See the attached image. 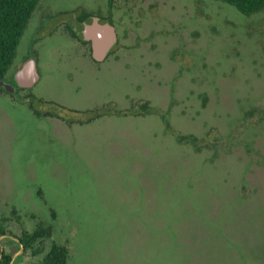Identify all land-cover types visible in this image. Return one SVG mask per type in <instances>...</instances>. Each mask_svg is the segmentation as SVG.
Masks as SVG:
<instances>
[{"label": "rangeland", "instance_id": "obj_1", "mask_svg": "<svg viewBox=\"0 0 264 264\" xmlns=\"http://www.w3.org/2000/svg\"><path fill=\"white\" fill-rule=\"evenodd\" d=\"M75 10L111 11L106 60L72 41ZM30 57L40 78L22 95L53 100L34 105L72 126L0 92L6 252L40 264L56 242L67 264H264V11L42 0L8 77ZM94 108L108 113L79 124L94 113L75 111ZM38 225L51 238L21 251L15 238Z\"/></svg>", "mask_w": 264, "mask_h": 264}, {"label": "trees", "instance_id": "obj_2", "mask_svg": "<svg viewBox=\"0 0 264 264\" xmlns=\"http://www.w3.org/2000/svg\"><path fill=\"white\" fill-rule=\"evenodd\" d=\"M42 0H0V80L5 78L8 71L14 64L18 46L22 36L29 26V22L34 12L39 7ZM115 0H108V4L113 7ZM228 3L245 15H252L264 11V0H219ZM86 14L82 17L84 18ZM86 19V18H85ZM108 112L106 111V114ZM6 218L0 222V237L7 234L5 225ZM52 236V227L38 225L33 231H24L18 235L20 243L24 245V250H29L33 255L41 252L38 244L43 239ZM11 239V237H6ZM4 239L0 240V264H11L13 256L6 252ZM3 248V249H2ZM68 249L65 245L53 242L49 251L43 257L40 264H67ZM13 264H23L17 259Z\"/></svg>", "mask_w": 264, "mask_h": 264}, {"label": "flooded vegetation", "instance_id": "obj_3", "mask_svg": "<svg viewBox=\"0 0 264 264\" xmlns=\"http://www.w3.org/2000/svg\"><path fill=\"white\" fill-rule=\"evenodd\" d=\"M84 14H86V15L83 18L82 16ZM92 16H98V17H100L101 18V21H105V19H107L110 22H112L113 24H115L114 21H113L112 15H111V11H110V13H108L107 15H105V14H96V13H92V12L85 11V10H78V11L75 10V11H72V24H69V26H68V24L65 23V26L69 30L70 36L72 38V41H74L73 39H75L76 41H78L80 43V46H81L80 47L81 48V55H83L84 50H85L84 57L85 56L86 57L87 56H90L94 61L102 62V61L106 60L109 55H111L112 53H114L115 48H116V46L119 43V37H118L117 43L112 47V49L110 50L108 56L104 60H102V61L96 60L94 58V56H93L94 48H93V42H92V40H85L83 38L84 22L85 21H88V20H91V17ZM51 18H55V16H51ZM43 27H44V25H43ZM69 48L72 50V42H71V45H70ZM82 49H83V51H82ZM30 58H32V57H30ZM30 58H28V59H30ZM23 64L15 71V73L20 68H22ZM15 73H13L10 77H8V75H6L5 78H3L4 80H6L10 84H12L11 85V90H6L4 87H0V92H5V93L10 94V95H15L19 99L20 102H23V103L28 104V108L38 118H44V119H46V117L52 116L53 118H56L58 121L59 120H61V121L64 120L65 123H68L69 126H72V117L69 118L68 121H67L65 119V116L60 115L58 111H55L54 113H52L50 111H46V110L45 111H41V107L40 106H35L34 105V102L37 101V102H40V103L44 104L43 105L44 108L48 109L47 107H52V106H54V104H57L53 100H46V99L37 97L33 91L30 92V93H27L25 95H22L24 90L31 89V87H21V86H19V83L17 81H15V79H14ZM3 79H1V80H3ZM99 110H104V108H101V109L94 108V109L84 110V111H75L76 113H84V114L94 113L92 116H88L84 120L78 118L79 124L83 125V124H85L87 122H92L93 120H95V118H98L100 116L106 115V112H99Z\"/></svg>", "mask_w": 264, "mask_h": 264}, {"label": "water", "instance_id": "obj_4", "mask_svg": "<svg viewBox=\"0 0 264 264\" xmlns=\"http://www.w3.org/2000/svg\"><path fill=\"white\" fill-rule=\"evenodd\" d=\"M83 38L85 40H92L93 42V56L96 60H104L112 47L118 41V34L115 25L109 20L101 21L98 16H92L91 20L84 22ZM39 73L34 58L26 60L14 76L15 81L19 83L21 87H32L39 80ZM11 85L6 80H0V87H4L6 90H11ZM10 237L3 235L0 237ZM17 241L19 238H15ZM21 244V243H20ZM3 249V248H2ZM21 251H24V245L21 244ZM16 257H13L11 264H13Z\"/></svg>", "mask_w": 264, "mask_h": 264}]
</instances>
